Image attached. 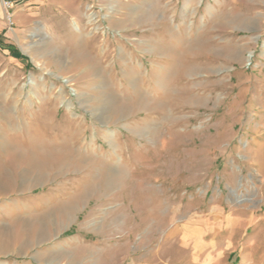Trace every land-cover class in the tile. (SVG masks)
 <instances>
[{
	"label": "rangeland",
	"instance_id": "1",
	"mask_svg": "<svg viewBox=\"0 0 264 264\" xmlns=\"http://www.w3.org/2000/svg\"><path fill=\"white\" fill-rule=\"evenodd\" d=\"M38 10L0 51V264H264V0Z\"/></svg>",
	"mask_w": 264,
	"mask_h": 264
},
{
	"label": "crops",
	"instance_id": "2",
	"mask_svg": "<svg viewBox=\"0 0 264 264\" xmlns=\"http://www.w3.org/2000/svg\"><path fill=\"white\" fill-rule=\"evenodd\" d=\"M42 0H12L9 9H5L0 3V51L8 55L17 53L15 41L17 34L26 27L38 13V7ZM11 13L12 25L6 20V15Z\"/></svg>",
	"mask_w": 264,
	"mask_h": 264
},
{
	"label": "built area",
	"instance_id": "3",
	"mask_svg": "<svg viewBox=\"0 0 264 264\" xmlns=\"http://www.w3.org/2000/svg\"><path fill=\"white\" fill-rule=\"evenodd\" d=\"M0 3L5 9H9L12 5V0H0ZM6 20L9 23V25H12V15L11 13H8L6 15Z\"/></svg>",
	"mask_w": 264,
	"mask_h": 264
},
{
	"label": "bare ground",
	"instance_id": "4",
	"mask_svg": "<svg viewBox=\"0 0 264 264\" xmlns=\"http://www.w3.org/2000/svg\"><path fill=\"white\" fill-rule=\"evenodd\" d=\"M93 13V12H92ZM94 19V17H93V14H90L89 15V20L90 21H92ZM77 29L79 28V26L76 24V26H75ZM251 56V55H250Z\"/></svg>",
	"mask_w": 264,
	"mask_h": 264
},
{
	"label": "trees",
	"instance_id": "5",
	"mask_svg": "<svg viewBox=\"0 0 264 264\" xmlns=\"http://www.w3.org/2000/svg\"><path fill=\"white\" fill-rule=\"evenodd\" d=\"M21 58H23V57L21 56Z\"/></svg>",
	"mask_w": 264,
	"mask_h": 264
}]
</instances>
